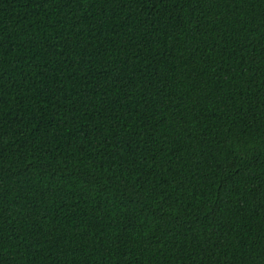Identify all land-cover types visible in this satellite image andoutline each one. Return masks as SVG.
Instances as JSON below:
<instances>
[{
  "label": "trees",
  "instance_id": "1",
  "mask_svg": "<svg viewBox=\"0 0 264 264\" xmlns=\"http://www.w3.org/2000/svg\"><path fill=\"white\" fill-rule=\"evenodd\" d=\"M0 264H264V0H0Z\"/></svg>",
  "mask_w": 264,
  "mask_h": 264
}]
</instances>
